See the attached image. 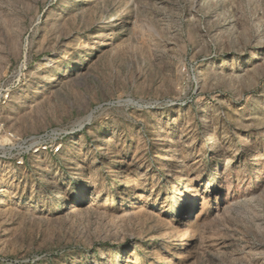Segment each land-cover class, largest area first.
<instances>
[{
	"label": "rangeland",
	"instance_id": "374dc122",
	"mask_svg": "<svg viewBox=\"0 0 264 264\" xmlns=\"http://www.w3.org/2000/svg\"><path fill=\"white\" fill-rule=\"evenodd\" d=\"M0 264H264V0H0Z\"/></svg>",
	"mask_w": 264,
	"mask_h": 264
}]
</instances>
